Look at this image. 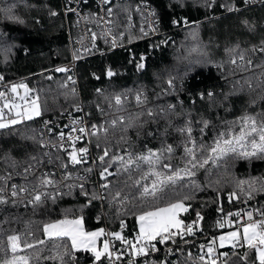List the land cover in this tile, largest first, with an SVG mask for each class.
<instances>
[{"label":"trees","instance_id":"trees-1","mask_svg":"<svg viewBox=\"0 0 264 264\" xmlns=\"http://www.w3.org/2000/svg\"><path fill=\"white\" fill-rule=\"evenodd\" d=\"M149 1L157 9L159 27L165 33L162 37L163 43L159 47L155 39V51L143 60L145 67L138 70L137 64L140 62V52L147 51L153 43L150 39L138 41L123 49L88 56L78 64L81 88L79 93L75 89V83L67 84V72L54 70V67L70 59L67 22L61 14H50L60 8L61 0H25L26 4L34 7H26L20 0H0V7L17 3L16 15L25 21L23 24L13 23L0 14V45L14 46L6 62L0 57V75L4 76V82L24 78L29 88L39 93L46 109L41 117L26 122V125L16 126V131L0 130V174L12 170L8 168L5 157L11 156L22 163L30 155H38L44 151L30 140L23 139V133L31 134L33 130L39 132L46 117L62 115L66 111L72 112L73 106L79 105L80 102H83L91 122L97 125L105 124L120 115L127 119L144 108L158 109L160 106L167 108L168 105H175V113L168 117L171 127L163 118L154 122L144 116L142 121L146 123L143 127L128 128L126 132L121 131L119 127L114 130L110 128L109 140L118 153H122L123 149L142 153L148 148H159L161 142L166 141L175 148L173 165L180 167H183L180 159L183 153L178 145L182 137L174 129L183 126L186 120L191 119L193 135L197 140L200 138L199 122L209 121L204 140L210 144L216 133L225 130L229 122L246 113H264V84L259 83L264 80V67H261L264 65V54L250 51L253 46L258 48L264 41V2L248 5L244 0H215V4L208 8L204 0ZM222 5L235 6L239 11H228ZM128 7L130 4H119L116 13L118 32L126 33V40H134L141 33L129 27L128 17L132 12L127 11ZM245 20L254 28L245 26ZM173 21L178 23L174 24ZM184 21H187V24ZM193 32L196 33L195 39L190 35ZM237 44L241 49L249 50L247 55L253 61L251 66L241 68L230 63L226 49ZM100 45L104 46L103 43ZM194 47H198L199 51L191 52ZM109 70L115 75L109 77ZM169 76L176 77L175 88L168 94H163V89L167 87L165 81ZM246 81L251 82V88ZM65 84L67 87H62ZM73 88L75 94L72 93ZM97 89L101 91L97 92ZM139 90L146 95L147 103L137 106L133 99L127 104L125 111L115 112L105 99L115 94L134 93ZM209 92L214 94L211 98L208 96ZM201 93L204 94L203 99L200 97ZM121 136H124L125 140H121ZM116 141H119V144H116ZM96 151L98 152L97 149ZM70 171L83 173L80 166L76 169L70 168ZM252 178L264 180V160H230L227 170L212 168L210 176L204 170H199L194 179L203 190L195 192V198L187 202L190 208L182 214V220L191 221L199 212L205 228L212 230L217 228V222L226 213H234L246 206L264 209V192L255 193L246 204L243 198L241 201L233 200L229 203L230 192L237 190L240 194L236 187L237 181H248ZM216 180L220 183L216 184ZM9 183L22 184L24 181L21 177L13 175ZM86 188L89 191L95 189L90 183H86ZM87 199L79 189H75L71 195L59 198L56 203L49 201L44 208L36 211L31 207H13L11 204L0 206V232H23L28 225L35 232L37 239H43L42 223L60 219L64 210L71 209L74 215H83L88 228L108 226L112 232L121 231L120 220L123 219L127 227L123 229L122 235L134 239L137 230L134 214L118 215V208L111 206L108 201L102 208L98 202L87 205ZM220 206L223 213L218 212ZM229 230L231 229L226 228L222 234ZM61 243L69 242L65 240ZM218 250L230 254L232 251L229 247ZM239 251L242 254L244 249ZM55 254L53 242L48 241L46 245L40 246L39 252L33 253L41 259H33L31 264H60L59 260L43 259ZM74 256V260L65 256L64 264L107 263L105 257L96 261L90 251H76ZM177 257L182 264H198V259L192 257L189 260L184 253H179ZM0 258H3L2 254Z\"/></svg>","mask_w":264,"mask_h":264},{"label":"snow or ice","instance_id":"snow-or-ice-1","mask_svg":"<svg viewBox=\"0 0 264 264\" xmlns=\"http://www.w3.org/2000/svg\"><path fill=\"white\" fill-rule=\"evenodd\" d=\"M25 3V0H20ZM112 0H102V3L108 5ZM257 0H244L245 4L254 3ZM264 2V0H260ZM206 7L211 8L215 0H204ZM26 7H34L25 3ZM145 7H147L145 5ZM228 11H239L235 6L229 7L222 5ZM17 3H11L0 7V14L13 23L23 24L25 21L16 15L15 9ZM69 12L73 8L67 9ZM140 11V6L135 9ZM51 15H57L51 12ZM155 16V12L151 13ZM107 19L100 18L108 25L107 31H102L101 35L111 36L112 47L116 46L117 40H123V32H114L113 10L111 7L106 9ZM129 21L131 16L128 17ZM145 19H147L145 17ZM158 23V21H157ZM173 23H178L173 21ZM187 24V21H184ZM245 26L253 29L254 26L249 21H243ZM131 25H129L130 27ZM155 31V28L152 29ZM143 35L148 33L144 27L140 28ZM193 39L196 33H190ZM91 39L95 41L97 34L91 33ZM13 45H0V57L5 62L9 58ZM191 52L199 51L194 47ZM230 56V63L238 67L245 68L253 64L252 59L247 55L249 50L241 49L237 44L232 48L226 49ZM251 52L264 54V41L257 48L253 46ZM203 54V53H201ZM76 58H79L77 55ZM142 56L137 64L138 70H142L145 65ZM264 67V65H261ZM56 72H68L69 69L58 67ZM109 77L115 75L111 70L108 71ZM52 77H48L51 79ZM71 80V77L68 78ZM98 79V77H97ZM4 76L0 75V130L16 131V126L26 125V122L44 115V102L38 92L30 89L23 81L19 83L8 82L4 84ZM176 77L169 76L165 83L167 87L163 89V94H168L174 90V81ZM73 83H75L73 81ZM249 88L251 82L246 81ZM264 84V80L259 81ZM67 87V85H62ZM23 90L21 94L20 90ZM101 90L97 89V92ZM75 94V89H72ZM214 94L209 92L211 98ZM201 99L204 94H200ZM109 107L115 112L125 111L126 106L134 99L137 106H143L147 103V97L142 90L134 93L115 94L105 97ZM74 111L83 112L79 105H74ZM99 107V106H98ZM175 105L158 107V109L144 108L143 111L136 113L135 116H117L105 124H93L90 128L83 126V118H73L69 124L55 133V141H46L44 139V130L39 132L33 130L31 134L23 133L22 138L30 140L39 148L43 149L38 155H30L24 162H19L11 156L4 159L8 162V168L3 174H0V206L11 204L13 207L23 206L31 207L33 211L44 208L47 202L56 203L59 198L65 195H71L75 189L87 197V205H91L94 200L103 199L109 202L113 207L118 208V215L134 214L138 223V232L134 239H128L122 235L126 223L120 220L121 231L105 233L103 228L98 231H86L84 228V217L74 215L73 210H64L60 219L50 220L41 225L43 239H37L35 232L30 226L26 225L23 232L12 230L10 233L0 232V264H31L33 259L39 261L38 255H33L40 251L41 245H46L52 241L56 249L55 255L43 257L44 260H59L64 264V257L74 260L76 251H90L94 254L95 260L100 261L101 257L107 258L110 262L123 261L127 257L128 264H137V258L144 257L143 264H172L167 259L168 256H174L181 252L177 245V239L184 244L188 241L186 235H194L195 230H201L198 227L199 221L203 219L197 212V220L191 223H185L180 218L181 213H186L191 201L195 198V192L202 191L194 177L199 170H204L209 176L212 175V168H224L230 160L235 159H260L264 160V113L255 115L245 114L238 117L235 121L229 122L226 129L219 131L209 144L204 140L206 129L209 127V121H200V138L193 135V124L191 119L185 121L183 126H177L174 130L182 137L178 145L182 149L180 157L183 167L175 166L172 160L175 156L173 144L162 141L159 148L146 149L142 153H133L130 149H123L122 153L114 150V144L109 140V130L120 128L126 132L128 128L143 127L145 121L142 117L147 116L154 122L160 118L165 119L169 127L172 126L168 117L175 113ZM103 113V109H101ZM71 115V114H69ZM53 122L45 120L44 127L48 133L52 134L54 129L49 127ZM79 125V127H77ZM64 129H68L67 132ZM165 133L167 129L164 130ZM152 135V133H149ZM95 139L94 147L98 153L94 159H89V147L80 146L85 141L91 144ZM121 140H125L121 136ZM119 144V141H116ZM55 153V155H53ZM49 165L58 167L62 175L56 178V173L48 168ZM88 165L87 167H83ZM95 165V167H93ZM82 168L83 175L79 171L73 172L69 169ZM19 169V171H16ZM48 169V170H44ZM98 169L99 184L98 188L102 195L93 189L89 191L86 188V182L91 178L94 171ZM13 175L22 178L24 183H9ZM212 183L211 181L209 182ZM216 184L220 181L216 180ZM237 190L228 194L229 203L233 200L241 201L246 204L257 192H264V180L261 178H252L248 181H237ZM187 188L188 191H183ZM219 203V201H217ZM129 206H131L129 208ZM82 210V209H81ZM218 212L223 213L222 206L218 207ZM225 218L218 221L220 229L230 228L218 237H213L207 245L201 244V254L198 256V264H264V209L238 210L234 213L224 214ZM5 223L7 222L4 221ZM31 222H29L30 224ZM101 236L111 237L113 241H120L124 245L121 249L112 250L110 240L104 239L102 249L97 248V239ZM69 243H61L63 241ZM171 245L166 249V256L163 260H152L151 254L159 252L157 245ZM172 246H176L175 251ZM229 247L231 254L227 251H219ZM244 249L243 253L239 251ZM189 260L192 259V253L188 252Z\"/></svg>","mask_w":264,"mask_h":264},{"label":"built area","instance_id":"built-area-1","mask_svg":"<svg viewBox=\"0 0 264 264\" xmlns=\"http://www.w3.org/2000/svg\"><path fill=\"white\" fill-rule=\"evenodd\" d=\"M120 3H126L130 4V7H128L127 11L132 12L130 14L131 20H128V24L131 25L130 28L140 31L141 27H144L145 31L148 33L147 35H143L141 32V35L137 37L134 40H126L125 36L126 33L123 32V40H117L116 46L112 47L111 44V36L107 37V41L104 36L101 35L102 31H107L108 25L104 23L103 20L100 18L107 19L106 17V9L111 7L113 10V21L115 24L114 32H118V26L116 23V13L117 9H119ZM263 2H260V0H257V2L254 3H248V5H254V4H260ZM145 5L147 7H145ZM137 6H140V11L137 12L135 9ZM71 7L74 9V11L69 12L67 9ZM126 11V12H127ZM152 11L155 12V16H153L151 13ZM54 12L58 14H61L64 16L67 27H68V40H69V47H70V59L56 67H54V70L58 67H63L69 69L67 72L69 74V77H71V80L67 81V84H72L73 81L75 82V89L81 93L79 78H78V64L79 61H81L83 58H86L88 56H95L97 54H102L106 51H114L123 49L126 47H129L130 45L138 42L143 41L145 39L153 40V43H151L148 47L147 51H141L140 52V58L143 56L144 58L150 55L152 52L155 51V39L157 41L158 47L163 43V35L165 32L160 30L159 27V13L157 9L155 8L154 4L149 0H112L111 4H104L102 3V0H61L60 8L58 10H55ZM145 17L147 19H145ZM158 21V23H157ZM71 23L73 27H71ZM155 28V31H152V29ZM95 32L97 34V39L93 41L91 39V33ZM100 43H103L104 46L101 47ZM77 55H79V58H76ZM23 81L26 83V80L24 78L18 79L16 81H12V83H19ZM8 82H4L5 85H7ZM0 89H2V86H0ZM22 91V89L20 90ZM79 106L83 109V112H64L62 115H55V116H49L46 117L43 120V123L41 124V129L44 130V139L46 141H55V133L59 131L65 124H69L73 118H83V126L86 128H90L91 125L96 124L92 123L91 119L89 118V115L87 111H85V107L83 106V102L79 103ZM71 114V115H69ZM52 121L53 123L49 125V127H52L54 129V132L52 134L48 133L47 128L44 127V121ZM97 125V124H96ZM79 127V125H77ZM65 132L68 131V129H64ZM92 139V143L89 144L87 141L84 142L83 145L78 144L77 147L80 146H88L89 147V159L90 161L94 159L97 155L96 148L94 147V138ZM55 155V153H54ZM95 167V165H93ZM48 168L55 171L57 178H59L62 173L61 170L58 167H55L53 165H50ZM45 171L48 169H44ZM70 170V169H69ZM98 169L97 171H94V173L91 176V180H88L86 183H90L91 186L95 187V191L100 193V189L98 188L99 184V177H98ZM83 175L84 173H80ZM94 202H98L102 208H104L106 200L98 199L94 200ZM248 209H255L252 206H246L242 208L241 210H248ZM225 218V216H222L219 221H222ZM197 220V216L191 220V221H185V223H191L192 221ZM127 227V226H126ZM125 227V228H126ZM199 229L201 230H195L194 235H186L185 239L188 241L187 244H184L179 239H177V245L182 250L179 253H184L187 255L188 252L192 253V257L194 259H198V256L201 254V249L199 248V245L204 244L207 245L211 238L218 237L222 234V231L224 229H220L218 226L217 228L214 227L212 230H208L205 228L203 223L199 221L198 224ZM124 228V229H125ZM106 233H111V229L106 226L105 227ZM107 239L110 240V247L113 251L116 249H121L124 247V245L121 244L120 241H113L111 237L106 236ZM171 245H157V247L160 248L159 252H155L151 254L152 260H163L166 256V249ZM176 246H172L173 250L175 251ZM177 253L174 256H168L167 259L172 262V264H182L180 262V259L177 257L179 255ZM146 259L144 257L137 258V264H143V260ZM106 264H128L127 257L123 259V261L115 262L113 258V262H110L107 259ZM194 264H197L194 263Z\"/></svg>","mask_w":264,"mask_h":264},{"label":"rangeland","instance_id":"rangeland-1","mask_svg":"<svg viewBox=\"0 0 264 264\" xmlns=\"http://www.w3.org/2000/svg\"><path fill=\"white\" fill-rule=\"evenodd\" d=\"M115 19H116V23H117V20H118V16H117V15H116ZM22 93H23V90L21 91V94H22ZM182 214H184V213H181V216H180L181 219H182ZM79 215H82V214H78L77 216H79ZM82 216H83V215H82ZM55 220H56V219H55ZM136 225H137V230H136V234H137V232H138V223H137V221H136ZM84 228H85L86 231H98V230L101 229V228H103V229L105 230V228L102 227V226H100V227H95V228H88V227L86 226L85 220H84ZM229 231H231V230H229ZM105 233H106V231H105ZM104 239H106V236H101V237H99V238L97 239V248H98V249H102V245H103V241H104ZM80 251H84V250H80Z\"/></svg>","mask_w":264,"mask_h":264},{"label":"crops","instance_id":"crops-1","mask_svg":"<svg viewBox=\"0 0 264 264\" xmlns=\"http://www.w3.org/2000/svg\"><path fill=\"white\" fill-rule=\"evenodd\" d=\"M232 230V229H231Z\"/></svg>","mask_w":264,"mask_h":264}]
</instances>
